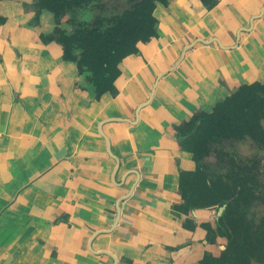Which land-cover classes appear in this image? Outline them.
<instances>
[{"label":"crops","instance_id":"1","mask_svg":"<svg viewBox=\"0 0 264 264\" xmlns=\"http://www.w3.org/2000/svg\"><path fill=\"white\" fill-rule=\"evenodd\" d=\"M17 1L0 0V264L217 256L220 237L207 243L199 226L215 227V210L173 209L180 171L197 166L180 130L239 86L264 82V0L158 3V36L138 42L119 64L117 93L99 97Z\"/></svg>","mask_w":264,"mask_h":264},{"label":"trees","instance_id":"2","mask_svg":"<svg viewBox=\"0 0 264 264\" xmlns=\"http://www.w3.org/2000/svg\"><path fill=\"white\" fill-rule=\"evenodd\" d=\"M168 1L35 0L37 11L33 21L37 24L40 11L50 12L56 24L53 35L46 38L41 34L40 39L58 43L63 49V60L74 62L79 74L88 73L86 79L93 85L97 97L106 92L115 95L119 64L124 58L139 53L138 42L158 36V21L153 12L158 3L166 6ZM200 1L206 9L217 4V0ZM5 20L0 15V25ZM64 20L71 29L61 28ZM262 121L264 83L255 82L239 86L218 102L212 112H198L180 130L184 137L181 146L192 154L197 166L195 171H180L178 192L182 201L173 209L183 214L193 209H214L215 227L208 222L199 226L206 230L207 243L215 244L217 236L226 240L218 256L205 253L198 264H253V248L255 251L260 246L264 250V231L253 230L241 193V179L229 183L214 177L208 172L202 154L205 144L216 145L222 135L232 140L262 139ZM183 226L194 230L196 224L185 222Z\"/></svg>","mask_w":264,"mask_h":264},{"label":"rangeland","instance_id":"3","mask_svg":"<svg viewBox=\"0 0 264 264\" xmlns=\"http://www.w3.org/2000/svg\"><path fill=\"white\" fill-rule=\"evenodd\" d=\"M24 1L26 3H24ZM15 3H21L17 0ZM23 7L30 6L34 10V15L30 19V26L37 27L39 30V39L42 34L46 38L51 37L56 26L53 15H49L44 22L39 20L33 21L36 13L35 0H22ZM22 4V3H21ZM36 10V11H35ZM41 12V11H40ZM50 13V12H49ZM47 18V17H46ZM44 20V19H43ZM43 25V26H41ZM48 25V26H47ZM28 26V25H27ZM63 30L71 29V25L67 21H63L60 25ZM47 27V28H45ZM56 36V35H55ZM41 42H43L40 39ZM55 41L43 42L45 44ZM56 43V42H55ZM263 84L264 82H258ZM264 128V121H262ZM219 137L216 145L213 142H208L202 149L204 157V164L208 172L214 177L221 178V180L234 183L235 180L241 179V193L246 201V208L248 209V217L250 219L253 230L264 231V137L262 139H255L246 137L243 140H232L225 135ZM218 149V150H217ZM239 167V168H237ZM214 211V209H213ZM220 237V236H218ZM225 238H219V244L225 246ZM210 247V251L217 256L224 250V247ZM253 248V264H264V250L260 246Z\"/></svg>","mask_w":264,"mask_h":264},{"label":"water","instance_id":"4","mask_svg":"<svg viewBox=\"0 0 264 264\" xmlns=\"http://www.w3.org/2000/svg\"><path fill=\"white\" fill-rule=\"evenodd\" d=\"M117 209H118V207H117ZM221 211H222V208H221V209H219V211H218V215H220V214H221Z\"/></svg>","mask_w":264,"mask_h":264},{"label":"flooded vegetation","instance_id":"5","mask_svg":"<svg viewBox=\"0 0 264 264\" xmlns=\"http://www.w3.org/2000/svg\"><path fill=\"white\" fill-rule=\"evenodd\" d=\"M40 14V13H39ZM153 14H154V12H153Z\"/></svg>","mask_w":264,"mask_h":264}]
</instances>
